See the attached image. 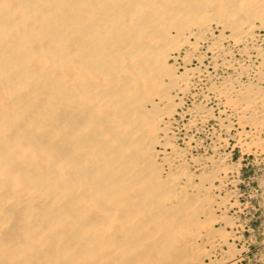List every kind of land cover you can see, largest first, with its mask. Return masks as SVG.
Masks as SVG:
<instances>
[{"label":"bare ground","instance_id":"1","mask_svg":"<svg viewBox=\"0 0 264 264\" xmlns=\"http://www.w3.org/2000/svg\"><path fill=\"white\" fill-rule=\"evenodd\" d=\"M177 116L264 151V0H0V264H239Z\"/></svg>","mask_w":264,"mask_h":264},{"label":"rangeland","instance_id":"2","mask_svg":"<svg viewBox=\"0 0 264 264\" xmlns=\"http://www.w3.org/2000/svg\"><path fill=\"white\" fill-rule=\"evenodd\" d=\"M196 64L197 62L194 61L192 65L194 66ZM213 97L214 96L212 97L209 96V100L206 102L207 106H210L211 104V108L214 107L212 110L214 114H216L215 116L219 115L218 117H221V118L223 117L224 124L227 125L228 123L226 120L228 118L225 115L226 108L223 106V104H217L216 99ZM190 100L191 99H188L186 101L185 106H188L191 104ZM218 109L219 110L224 109V111L222 110L223 111V112L221 111L222 113L221 112L217 113V111H219ZM179 118L180 117L177 116V122L175 124L176 127L174 125L176 136L178 137L179 135V137L176 139V144L178 143L177 146L179 145V148L183 147L182 149L188 150L187 152H189L190 155L193 156L194 158L197 157L196 159H198L199 156L200 157L202 156L201 157L202 159L204 156H205L204 158H207L208 156L209 157L212 156V151L214 155L213 148H215V145L221 144L220 145L221 147L219 146L220 152L218 151L220 155H222L225 159H227V162L236 163V167L239 166L238 170L240 171H238L237 174L234 175L233 173V175L229 174L228 176V177L230 176L233 177L232 178L233 180L235 179L234 183H230L232 181L230 177L229 179H231V181L225 184L226 190H229V189L232 190V191L229 190L230 192L227 191V193L228 192L229 193L233 192L234 194L237 193L235 194V196L237 195L236 197L231 196V198L230 197L227 198L228 202L226 203V207H225L226 209H228L226 211V215L230 216V218L232 217L231 219H233V222L235 225L233 226V229H231L230 227L226 228L224 225H222V222L217 221L215 226L216 228L218 226H221L222 228L224 227L226 231L229 230L228 233L231 230L233 231V234L235 235V237L233 238L229 236V242L233 241V245L235 246V248L237 250L239 249L240 251L239 253L241 257L239 259V264H264V261H263L264 260V257H263L264 256L263 255L264 254V247H263L264 246V151L263 149L260 148L261 149L260 150L258 147H256L255 149L256 145L250 144L251 141L249 139L247 140V138L246 139L243 138L241 135L239 137H241L242 139L239 138L238 137L239 134H236V133H239V129L236 125H234V127H237V128L230 126V129L228 127V131H225L226 128H224V126L223 127L221 126L220 128L219 122L216 121L214 118L212 119L214 122L211 119L208 120L207 121L208 123L206 122L205 126H202L199 129H196V132H195V129H192L193 127H189L188 130L186 129L188 127L186 125L188 121V117L185 116L181 119ZM179 123L181 126L179 125ZM184 129H186L185 130L186 132L184 131ZM249 129H250L249 127H246L245 129L247 130L246 132H249L250 130H252V129L250 130ZM252 132L253 130L251 131V133ZM183 133L185 134V136H183ZM191 133H192V136H191ZM218 137L219 138L221 137V138L218 139ZM187 138H191L190 139L191 141ZM184 139L186 141H190V143L187 142L188 146L185 144ZM238 139H240V142H243L244 140V143L246 141H249L248 144L252 146L248 147V149H245L246 145H244V143L241 144L242 145L241 146L239 145L240 142L239 144L238 142H236V141H239ZM215 140L218 141L219 143L216 142ZM189 144L190 146L192 145L191 146L192 149H190L191 147H189ZM210 146H212L213 148L211 149ZM217 193L215 192L214 195L216 194L218 198L220 196L223 197V195L226 194V192H224L223 190H220L219 193L218 194ZM232 198L233 199L236 198V199L233 200ZM230 202L231 203L234 202V205L231 204L233 206L230 205V207H228Z\"/></svg>","mask_w":264,"mask_h":264}]
</instances>
